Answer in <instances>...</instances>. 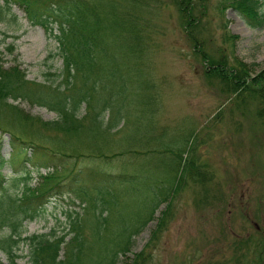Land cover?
<instances>
[{
    "label": "rangeland",
    "instance_id": "rangeland-1",
    "mask_svg": "<svg viewBox=\"0 0 264 264\" xmlns=\"http://www.w3.org/2000/svg\"><path fill=\"white\" fill-rule=\"evenodd\" d=\"M88 1L98 4L104 29L108 13H124L133 20V30L139 29L143 36L141 56L100 59L102 62L95 65L98 73L99 67L103 71L102 78L97 75L105 89L100 88L88 112L84 104L77 110L76 116L84 126L78 132L25 122L10 106L0 103V153L8 160L1 168L3 186L20 194L26 170L31 175L30 185L35 186L42 180L41 174L55 166L64 169L62 174L76 167L122 173L127 178L150 174L156 180L147 183L139 178L131 192H127L129 182H114L116 188L121 186L119 200L111 211L103 213L112 227L124 222L140 226V217H150L148 206L152 205L153 193L147 184H153L154 194L165 195L152 218L132 234L115 264L134 260L138 264H264V117L256 114L257 98L234 88L228 77L221 79L208 72L212 59L219 56H225L229 64L236 58L242 60L250 65L252 74L262 69L264 25L249 24L225 0H194L187 14L194 19L192 25L183 24L174 0ZM258 2L264 10V0ZM55 32V23L52 28L34 24L22 8L12 4L0 19L2 65H17L25 78L33 81L57 83L63 64L52 34ZM194 49L212 59L205 62ZM28 84L33 86L32 82ZM118 91L124 97L126 118L114 126L110 124L114 109L106 115L102 100L109 99L116 105L110 95L120 98ZM7 102L42 120L58 117L55 110L24 96L8 98ZM102 116L106 136L92 139L85 126L98 123ZM12 133L25 142L12 144ZM35 143L57 152V157L47 166L22 161V156L32 154ZM109 145L118 153L107 151ZM174 152L200 166L206 174L202 183L187 173L177 188L174 180L166 181L171 175L167 166L171 159L180 161ZM102 153L113 157L105 158ZM79 201L70 191L48 197L37 205L31 218L23 221L21 236L53 229L58 234L66 232L68 212L75 215L78 211L84 221L92 218L91 210L83 209L85 202ZM163 211L166 217L158 224ZM88 221L83 228L87 236L92 228ZM10 229L2 225L0 234H8ZM15 252L20 264H28L25 243L19 242ZM139 252L141 257H136ZM0 258L9 264L2 249Z\"/></svg>",
    "mask_w": 264,
    "mask_h": 264
},
{
    "label": "trees",
    "instance_id": "trees-1",
    "mask_svg": "<svg viewBox=\"0 0 264 264\" xmlns=\"http://www.w3.org/2000/svg\"><path fill=\"white\" fill-rule=\"evenodd\" d=\"M225 2L226 5L235 8L249 24L264 25V10L260 8L258 0H225ZM174 3L178 6L177 10L180 17H183V22L185 21L183 24L192 25L194 19H191L187 14L190 15L194 0H174ZM12 4L22 8L25 16L34 24H40L46 28H52L53 24H56L58 32L52 34L57 40V52L62 57L63 66L62 70L57 73V78L60 77V79L54 84L53 82L27 79L25 72L17 65L4 67L0 61V103L10 106L13 113H16L25 122L36 121L42 126L55 130L78 132L84 126L76 116L77 110L84 104L87 108L86 112H88V108L92 107V101L99 93L100 88L105 89L102 80L98 77L99 75L102 78L101 72L103 71L99 67L101 72L98 73L95 65L101 63V60L115 61L118 56L140 58L143 38L141 32L138 31L139 29L133 30L134 22L131 18L125 16L124 13L121 16L116 12L106 15L107 26L104 29L103 16L98 4L88 0H2L0 19L3 18L6 11H10ZM193 39L196 40L195 37ZM117 47H121V49L117 50ZM131 51L135 54H130ZM196 53V56H201L205 62L211 58V55L200 49ZM212 60L208 72L220 76L221 79L228 77L234 88H241L249 92V96L257 98L256 114L259 117H264V67L252 74L250 65L240 59L236 58L230 64L225 56H219ZM94 71H96V75ZM110 72L115 73V70ZM28 82H32L33 86ZM20 96L50 107L57 112L58 117L54 120H42L7 102L8 98L16 99ZM110 99L116 100V105H113L109 99H105L102 100V106L105 107L106 115L110 109H114L110 124L115 126L123 118H126L123 111L125 102H123L122 95L117 99L110 95ZM125 109L127 108L125 107ZM94 115L93 109L89 116L93 118ZM103 123L106 122L102 116L98 123L85 126L87 127L85 131L90 138L99 139L101 136L102 138L106 136V131H104L106 125ZM10 141L12 144L25 142L15 133L11 134ZM32 146H35L32 154L22 156V161L26 159L31 160L34 164L47 166L50 159L57 157V152L49 151L42 144L35 143ZM109 146L107 151L116 154L117 149ZM176 153L174 152L180 161L176 158L171 159V163L167 165L171 168V175L166 177V181L174 180L173 186L177 188L182 183L184 174L187 173L192 180L202 183L206 174L200 166L193 159H187L182 155L180 157ZM101 155L105 158L113 157L106 153ZM7 161L0 153V227L5 224L11 226L8 234H0V249L7 253L9 264H20L16 260L17 253L15 252V247L19 242L27 245L28 264H115L118 254L127 248L132 234L138 232L141 226L152 218L154 209L160 203L159 200L165 198V195L159 197L158 194H154L155 188L152 183L147 184L150 192L153 193L152 205L148 206L150 207L148 214L150 217L145 218L146 214L140 217L138 220L142 224L140 226L124 222L121 226L112 227L106 223L107 217L103 213L106 210L111 211L116 199L119 200L118 193L121 191V186L116 188L114 182L116 181L118 184H121L122 181L129 182L127 192H131L136 187V181L139 178L148 183L149 180L151 182L156 180V177L151 178L150 174H141L139 177H135L131 174L129 175L131 178H127L122 173L100 172L93 167L88 169L76 167L62 174L64 169H58L55 166L52 171L41 174L42 180L35 186L30 185L31 175L29 170H26V174L21 177L23 183L21 193L18 194L7 190L2 183L4 175L1 168ZM87 181H89L88 184ZM66 191L72 192L80 200L79 203L85 202L83 205L85 211L91 210L93 219L86 218L92 224L90 235L87 236V233L83 231L85 222L89 221H84V216L81 217L77 211L75 215L67 213L68 225L66 226L68 229L64 233L58 234L53 229L50 233H32L21 236L22 229L20 227L23 221L36 213L37 205L42 204L54 194ZM72 200L74 201V199ZM97 206L100 207L96 208ZM148 207L147 209H149ZM92 209L94 210L92 211ZM94 211L97 213L96 215H94ZM166 213L164 212L163 218L158 224L161 221L164 222ZM262 243L263 241L259 244ZM141 253H137L136 257H139ZM0 264H5L1 258ZM130 264L138 263L134 260Z\"/></svg>",
    "mask_w": 264,
    "mask_h": 264
}]
</instances>
